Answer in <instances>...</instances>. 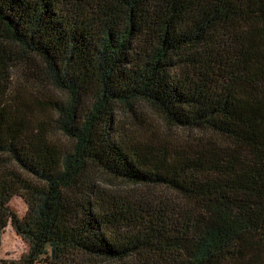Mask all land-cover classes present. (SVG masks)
Instances as JSON below:
<instances>
[{"label":"trees","instance_id":"trees-1","mask_svg":"<svg viewBox=\"0 0 264 264\" xmlns=\"http://www.w3.org/2000/svg\"><path fill=\"white\" fill-rule=\"evenodd\" d=\"M8 225L12 264H264V0H0Z\"/></svg>","mask_w":264,"mask_h":264},{"label":"rangeland","instance_id":"rangeland-1","mask_svg":"<svg viewBox=\"0 0 264 264\" xmlns=\"http://www.w3.org/2000/svg\"><path fill=\"white\" fill-rule=\"evenodd\" d=\"M38 94L43 95L45 98L51 96L55 97L56 95L61 96V92L48 82H44L40 85ZM140 113L142 115V117H140L141 122H143L145 118H148V120L154 121L155 124L160 123L157 115L146 106H141ZM10 206L19 216H24L27 212V203L21 196L17 195L13 197ZM28 248L27 242L17 234L12 225H8L2 236L0 264H12L11 262L21 258L22 255L28 251Z\"/></svg>","mask_w":264,"mask_h":264}]
</instances>
